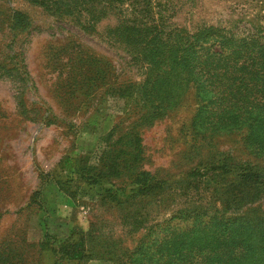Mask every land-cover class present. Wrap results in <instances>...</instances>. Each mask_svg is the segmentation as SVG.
<instances>
[{"label":"rangeland","instance_id":"1","mask_svg":"<svg viewBox=\"0 0 264 264\" xmlns=\"http://www.w3.org/2000/svg\"><path fill=\"white\" fill-rule=\"evenodd\" d=\"M133 25L256 33L264 0H0V264H149L194 221V264H264V91L142 94Z\"/></svg>","mask_w":264,"mask_h":264},{"label":"trees","instance_id":"2","mask_svg":"<svg viewBox=\"0 0 264 264\" xmlns=\"http://www.w3.org/2000/svg\"><path fill=\"white\" fill-rule=\"evenodd\" d=\"M132 28L140 31L137 35L145 33L138 49L139 59L147 68L145 81L141 86L142 94L161 93L163 87L159 85L165 81L174 94L178 92V87H190L193 83L199 90V97L200 89L206 87L209 93L227 99V104L230 103L228 98L234 95L237 99L234 104H240L242 98L261 97L264 91V31L239 34L236 30H210L196 36L187 34L186 38H182L177 33L166 31L163 25L160 28L133 25ZM115 42L120 45L122 43L120 39ZM258 102L251 101V104L253 106ZM150 105L156 110L161 106ZM251 176L253 175L248 174L245 178ZM201 225L202 223L194 221L190 230L188 225L182 227L181 223L161 226L160 238L156 241L158 243L154 247L143 243L145 248H140V251L145 253L149 264H194L192 258H189L193 249H208ZM210 226L208 224L205 229L211 230ZM192 232H196L197 236L192 237ZM210 232L215 233L212 230ZM260 235L263 245L264 226ZM218 242L227 257L239 251V246L236 245L238 240L233 242L224 235ZM80 247V244H74V252ZM136 253L137 251L131 255L128 264L137 262ZM224 253L221 252L220 256ZM254 257L261 259L260 256ZM205 259H209L212 264H242L234 261L235 259H229L232 260L231 263L222 262L219 257L209 256V252Z\"/></svg>","mask_w":264,"mask_h":264}]
</instances>
